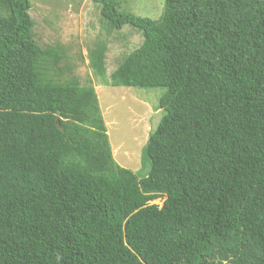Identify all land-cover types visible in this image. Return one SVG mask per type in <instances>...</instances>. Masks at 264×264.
<instances>
[{"label":"trees","instance_id":"trees-1","mask_svg":"<svg viewBox=\"0 0 264 264\" xmlns=\"http://www.w3.org/2000/svg\"><path fill=\"white\" fill-rule=\"evenodd\" d=\"M141 43L105 84L161 87L140 177L112 157L93 86L0 0V264H264V0H93ZM162 197V203L151 201Z\"/></svg>","mask_w":264,"mask_h":264},{"label":"rangeland","instance_id":"rangeland-1","mask_svg":"<svg viewBox=\"0 0 264 264\" xmlns=\"http://www.w3.org/2000/svg\"><path fill=\"white\" fill-rule=\"evenodd\" d=\"M121 8L137 15L157 18L163 0H120ZM34 38L41 46L59 45L63 58L59 66L64 78L75 76L91 85L98 98L113 159L142 177L141 149L161 115L157 108L161 87L139 88L105 84L89 65L88 51L97 42L106 45L104 64L107 76L123 56L137 47L142 36L128 25L109 30L93 0H30ZM159 197L152 203L161 204Z\"/></svg>","mask_w":264,"mask_h":264}]
</instances>
